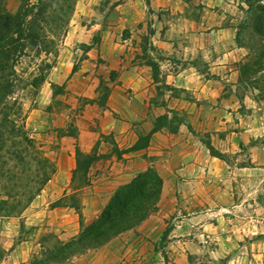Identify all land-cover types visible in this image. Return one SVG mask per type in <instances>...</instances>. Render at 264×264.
I'll use <instances>...</instances> for the list:
<instances>
[{
  "label": "rangeland",
  "instance_id": "374dc122",
  "mask_svg": "<svg viewBox=\"0 0 264 264\" xmlns=\"http://www.w3.org/2000/svg\"><path fill=\"white\" fill-rule=\"evenodd\" d=\"M127 1L53 0L54 15L44 28L42 47H29L15 67L17 81L12 99L18 102L21 109L18 123H23L26 137L32 141L33 147L27 148L28 153L20 156L19 152L25 145L20 143L22 137L17 132L5 133L0 139V199H5L10 193L16 195V201H21L11 207L0 204V264H17L11 250L4 249L11 240L14 245L27 240L35 247L36 254L43 250V245H54L55 239L67 242L78 234L81 223L86 224L93 219L83 214L84 202L88 203L93 189L107 191L102 192L99 199L98 208L102 210L115 190L134 177L135 168L143 167L136 157L131 156L133 152L115 154L113 149L117 147L113 137L101 134L93 151L101 159L86 175L89 186H95L92 179L98 180L97 188L84 189L78 185L77 179L73 184L77 191L73 192L71 182L69 185L66 196H74L78 210L70 207L73 202L69 199L48 196V181L41 184L43 171L49 174V168L53 167L50 179L57 172L55 160L67 141L63 137L74 133L76 138L80 126H90L95 130L99 127V119L89 123L81 121L87 99L73 94L69 88L72 75L80 69L85 52L98 48L106 32L113 33L115 42L121 44L132 32L140 31L137 32L141 38L140 45L144 50L148 48L147 34L153 31L149 20L137 21L138 16L133 19L134 9L131 7H126L121 13L115 9ZM141 1L138 11L144 9L148 2ZM184 1L187 3L183 11L185 15H197L200 20L203 16L209 19L212 13L224 15L222 24L233 26L237 33L238 26L246 19L249 0ZM19 5L20 0H4L5 8L11 13ZM161 13L169 15L170 11ZM171 18L167 20L173 22ZM67 50L76 57L70 71ZM247 53L248 49L244 48L238 66ZM148 62L155 66L153 78L158 80V65ZM99 63L103 64V60L100 59ZM107 76L114 78L117 74L108 73ZM93 78L98 79L95 92L99 93L97 101L103 107L108 95L103 70L95 73ZM257 78L260 80L256 88L236 85L235 94L239 102L234 105L232 122H238L242 131L247 130L246 145L239 153L224 155L229 166L224 181L215 179L209 184L213 186L210 194L216 213L193 220L196 217L193 212L203 209L207 203L202 196L198 199L193 197L191 183L179 186L178 190L172 187L162 201L160 196L155 211L149 217L111 239L109 242L114 241L111 248L106 246L98 252L106 260L105 264H264V72ZM166 117L158 125L163 126L169 121L170 127L174 128L182 121L174 114L171 118ZM36 155L38 159L34 158ZM255 156L257 169L254 163H250ZM240 165L248 169L240 171ZM96 169L97 173L94 172ZM81 175L83 173L78 172L76 178ZM39 188L41 190L35 194ZM232 193L234 200L239 198L237 207H234ZM67 206L72 209L70 215L59 211L48 216L53 208ZM36 212H41L40 216H35ZM208 221L214 224L209 230ZM200 225H203L200 231L195 230ZM44 236L48 239L40 245Z\"/></svg>",
  "mask_w": 264,
  "mask_h": 264
},
{
  "label": "crops",
  "instance_id": "0c3cea01",
  "mask_svg": "<svg viewBox=\"0 0 264 264\" xmlns=\"http://www.w3.org/2000/svg\"><path fill=\"white\" fill-rule=\"evenodd\" d=\"M186 4L184 0H148L144 9L138 11L142 1L129 0L115 7L120 13L131 7L134 9L133 19L138 16L137 21L149 20L153 31L147 34L148 48L144 50L140 45L141 38L137 33L140 31L132 32L121 44L115 42L113 33L106 32L98 48L85 52L80 69L72 75L69 88L73 94L87 99L81 121L89 123L99 119V127L95 130L90 126H80L76 138H62L67 141L55 160L57 172L46 184L48 196L60 198L69 192L76 167V142L82 153L91 154L103 134L111 135L118 149L128 148L155 127L158 117L166 115L171 118L174 114L182 119L178 126L171 128L167 121L152 134L146 148L131 154L143 165L135 168L132 177L148 167L154 168L162 179L161 201L172 187L178 190L179 186L191 183L193 197L198 199L202 196L207 203L203 209L193 212L196 216L193 220L216 213L210 194L213 186L209 184L215 179L224 181L229 166L211 156L205 142L222 154L239 153L246 145L247 130L242 131L238 122H232L234 105L239 102L235 94L239 76L237 63L244 54V48L237 45L236 28L222 24L224 15L212 13L209 19L203 16L200 20L197 15L183 13ZM161 11H170V14H162ZM169 17L173 22L167 20ZM67 53L70 71L76 57L70 50ZM100 59L103 64L99 63ZM148 61L158 65V80H154ZM100 70L104 72L108 87L103 107L97 101L99 93L95 92L98 79L93 78ZM108 73L117 76L111 78ZM256 158L250 163L256 162ZM254 165L257 169L258 164ZM96 166L97 163L92 167ZM247 169L242 165L238 168L240 171ZM92 181L95 186L84 189L97 188L98 180ZM102 192L107 191L93 189L88 203L84 202L86 218L94 219L101 211L98 204ZM232 195L234 200L235 195ZM233 204L237 207L239 198H235ZM59 211L70 215L72 209L55 207L48 216ZM40 213L36 212L35 216H40ZM213 225L208 221V230ZM201 227L203 225L195 230L200 231ZM112 242L74 258L70 264H105L106 260L98 252L106 246L111 248ZM4 249L11 250L17 264H28L36 252L27 240L15 245L11 240Z\"/></svg>",
  "mask_w": 264,
  "mask_h": 264
},
{
  "label": "trees",
  "instance_id": "16d2710c",
  "mask_svg": "<svg viewBox=\"0 0 264 264\" xmlns=\"http://www.w3.org/2000/svg\"><path fill=\"white\" fill-rule=\"evenodd\" d=\"M52 2L53 0H20L17 10L11 13L5 8L4 0H0V139L5 133L17 132L22 137L20 143L25 145L19 152L20 156L28 153L27 148H32L33 145L32 141L26 137L23 123H18V120H21L19 115L21 109L18 102L12 99L17 81L15 67L18 61L27 54L29 47H42L45 41L44 28L54 15ZM246 5L248 7L247 16L237 28L236 42L239 47L248 49V53L238 66L237 84H246V86L256 88L260 80L257 75L264 72V0H249ZM151 68L155 66L151 65ZM166 118L165 115L158 117L155 127L131 147L122 151L114 148L113 152L126 154L145 148L152 134L161 127L158 123ZM71 136H74V133H71ZM205 144L211 156L225 161V154L215 150L209 142ZM34 158L38 159L37 155ZM100 159V155L94 152L85 154L76 148V167L71 178L73 192L78 190L73 185L76 179L82 188L89 186V180L86 179L87 172ZM39 163L43 167L40 160ZM49 169V174L45 171L42 173L44 177L42 185L49 181L50 175L54 173L52 166ZM78 172H82L83 176L76 178ZM161 188L162 179L155 169L147 168L137 173L128 183L120 185L115 190L96 218L86 224L81 223L77 235L65 243L55 239L54 245H48V247L43 245V250L38 254L34 253L29 264H70L74 258L101 248L111 239L149 217L155 211ZM40 190V188L37 189L35 194H38ZM15 198V194L9 193L5 199H0V204L6 207L17 206L21 201H16ZM62 199H69L73 202L70 207L79 209L74 196L70 195L68 198L63 196ZM46 238L48 239L44 236L39 244H44Z\"/></svg>",
  "mask_w": 264,
  "mask_h": 264
}]
</instances>
